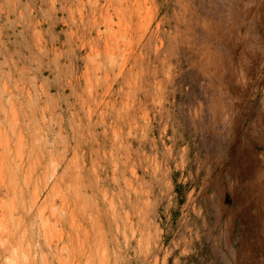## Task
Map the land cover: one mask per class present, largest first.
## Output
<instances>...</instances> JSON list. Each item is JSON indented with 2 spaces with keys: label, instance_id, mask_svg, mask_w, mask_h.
<instances>
[{
  "label": "rangeland",
  "instance_id": "374dc122",
  "mask_svg": "<svg viewBox=\"0 0 264 264\" xmlns=\"http://www.w3.org/2000/svg\"><path fill=\"white\" fill-rule=\"evenodd\" d=\"M0 264H264V0H0Z\"/></svg>",
  "mask_w": 264,
  "mask_h": 264
}]
</instances>
